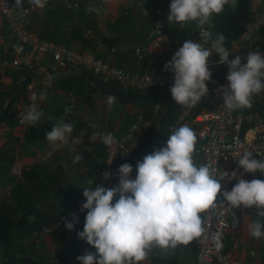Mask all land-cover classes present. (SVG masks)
Segmentation results:
<instances>
[{
	"label": "clouds",
	"instance_id": "1",
	"mask_svg": "<svg viewBox=\"0 0 264 264\" xmlns=\"http://www.w3.org/2000/svg\"><path fill=\"white\" fill-rule=\"evenodd\" d=\"M229 2L171 0L167 20L181 28L188 22L202 27ZM30 3L44 7V0H30ZM231 3L234 5L235 0ZM15 4L23 6L22 0H15ZM204 39L207 41L211 37L206 35ZM225 39L222 33H217L210 48L192 39L184 40L178 47L164 66L174 74L170 92L176 103L191 109L208 93L206 82L212 76L208 62L213 53L219 56L218 64L228 67L226 79L229 83L222 86V95L223 104L229 110L250 107L253 95L264 91V54L250 52L246 58L236 55L229 59L231 51L224 46ZM242 59L246 62L242 63ZM31 99L30 108L19 115L20 122L30 127L43 115L36 95ZM108 102L114 103V98L109 97ZM73 129L72 122L61 120L46 133V140L52 144L67 143ZM95 139L92 135L91 140ZM102 142L111 147L115 143L114 135L105 133ZM196 144L197 134L188 124H183L171 132L163 147L154 149L137 162L135 179L130 178L132 164L126 162L117 169L115 186L83 188L86 201L81 211H87L83 230L77 235L96 251L86 250L78 256L80 264H141L155 249L167 252L179 245H188L205 232L201 214L224 201L233 209L255 206L259 209L258 215L264 216V179L249 181L243 178V173L264 175V159L253 158L250 152L242 155L237 161L243 173L236 178L238 182L231 190L222 191L220 179L213 175L209 166L196 163ZM82 159V154H76L73 163ZM110 175L106 173L105 178ZM218 195L223 197L219 203ZM238 222L233 213V226ZM76 223L79 219L73 213L71 221L65 220V228L72 231ZM248 231L254 238L264 237V223L253 221L248 224ZM213 240L216 250L220 251L222 237L216 235Z\"/></svg>",
	"mask_w": 264,
	"mask_h": 264
},
{
	"label": "crops",
	"instance_id": "2",
	"mask_svg": "<svg viewBox=\"0 0 264 264\" xmlns=\"http://www.w3.org/2000/svg\"><path fill=\"white\" fill-rule=\"evenodd\" d=\"M147 1L44 0V7L36 6L37 10L28 19L27 27L31 34L39 39L54 41L76 51L92 53L97 58L123 69L134 72H161L165 71L164 66L169 61L168 55H155L147 50L143 58H139L135 55L134 48L136 46L147 47L151 29L159 20H164L166 31L168 29L171 35L175 29L194 31L197 28L195 27V22H188L184 28H181L179 24L170 23L167 20V16L161 19L156 12L145 15V10H148V8L145 9ZM238 1L235 0L234 8ZM247 1L248 5L245 7L250 8V19L246 24L243 20L239 21L245 27L259 13L264 11V0ZM151 2L157 5L154 8L170 10V0H153ZM240 36L228 43V49L231 51L233 58L236 55L246 58L250 52L264 54V28L256 41L259 49H255L252 45L245 43ZM199 37L193 41L199 42ZM187 38L188 36L185 35L182 39L186 40ZM226 42H224L225 47ZM206 46L211 47L209 40L206 41ZM112 47H126L128 52L113 53L111 51ZM0 49L8 56L22 54L28 49L19 44L8 24L1 17ZM41 58L54 71L56 83L47 94L46 99L48 101L44 105V108L49 107L47 113L44 114V110H42L43 115L40 121L31 127L27 124L22 126L18 123L16 110L23 102L32 103L31 97L33 94L37 97V106L42 104L43 87L39 72L34 69L23 71L20 68L3 69L0 67V147L5 145V150L9 154L14 155V165H20L22 171L32 172V167L39 164L41 170L54 174L55 182H57L56 179L60 178L61 183L64 185H67L71 180L88 185L90 179H96L99 172L98 169L95 170L94 174H91L84 160L73 163V158L80 152L94 153L98 151L99 153H105L97 149V145L102 141L98 139L91 140V137L87 136L79 145L69 146L47 161H42L40 154L49 142L46 140V133L48 132L45 129L46 122L48 120L53 121L54 124L61 120L72 122L74 129L71 134H76L82 130H111L122 134L129 127V123L124 118V112L136 115L139 112H143L145 107L135 105V102L124 104L118 97L102 94L98 85L89 79L87 75L83 74V70L80 67L72 66L63 61H54L51 55H42ZM218 60V54L213 53L209 59L211 63L210 69H212V73L222 78L226 68L224 64H218ZM244 62L246 60L242 59V63ZM109 83L112 86L121 88L114 82ZM94 87H97V93L91 91ZM125 90L138 92L130 88ZM70 94H72V98ZM109 97L114 98V103L109 104ZM71 103L75 104L76 109L73 117L68 119L66 114ZM41 120L43 125L38 127L37 125ZM33 129H35L34 141L28 143L27 139L32 140ZM73 148L75 151H71ZM194 157L198 165L202 164L196 152ZM86 159L90 160L91 158L87 156ZM259 159H264V157ZM38 173H40V170ZM136 175L135 168L130 174V178L135 179ZM254 178L264 179V175L259 172L255 174L249 173L246 180L250 181ZM86 179L88 180L83 181ZM21 181H23L22 193H34L28 181L23 178ZM14 200L15 196L11 191V187L0 184V202L5 204L12 212L17 209L13 205ZM235 217L239 222L222 238L223 248L221 250L229 254L233 259L239 260L241 264H264V237L254 238L248 231L249 223L257 220L264 223V217L254 216L241 210H236ZM40 232H35L28 240L36 242V246H33L32 250L34 251V257L47 258L55 264H80L70 259L58 261L52 248V236L50 234L42 236ZM60 238L61 236L57 240ZM84 242L86 240L82 243L83 251L81 252L85 253L86 250L96 251L93 246H89L87 242V244H84ZM5 249L4 245L0 246V260L2 261L5 260ZM195 263V249L186 248L185 245H179L177 248L170 249L167 252L162 249H155L148 260L141 262V264Z\"/></svg>",
	"mask_w": 264,
	"mask_h": 264
},
{
	"label": "built area",
	"instance_id": "3",
	"mask_svg": "<svg viewBox=\"0 0 264 264\" xmlns=\"http://www.w3.org/2000/svg\"><path fill=\"white\" fill-rule=\"evenodd\" d=\"M22 3V7H17L14 0H0V17L6 21L19 44L28 48L26 52L15 56L5 55L0 49V67L3 69L20 68L23 71L37 70L43 87L42 104L47 100V94L56 83V75L50 66L42 60V55H51L54 61H63L72 66L80 67L95 76H101L106 81L118 84L123 89L130 88L138 92H148L166 90L173 85L174 74L171 70L152 73L134 72L112 65L103 59L97 58L92 53L76 51L57 42L35 37L29 31L27 22L30 16L36 12V5L30 3V0H22ZM169 11L163 8H151L145 10V15L156 12L162 19V17L168 16ZM210 26L211 18L204 26H198L199 42L203 43L205 47H207L205 36H211ZM263 28L264 11L246 25L240 38L255 49H259L256 41L259 39ZM147 50L155 55H168L169 60L178 50L166 31L164 20H159L151 29L147 47L136 46L134 53L139 58H143ZM111 51L113 53H127L128 49L126 47H112ZM229 59H233L231 53ZM208 63L210 67L211 63ZM224 66L226 70L222 78L212 73L211 80L206 82L209 91L202 97L203 102L200 103L203 107L201 110L195 113V107L188 109L183 106L178 110L175 120L167 126L168 136L175 128L183 124H188L195 131L197 134L196 154L201 159L202 164L208 165L213 175L220 179L222 191L231 190L234 184L238 182L236 178H239L240 173H243V169L240 168L237 160L242 155L250 152L253 158L264 157V114L257 115L240 109L229 110L223 104V87H226L229 83L226 79L228 67L225 64ZM70 97L72 98V94H70ZM263 102L264 91H261L259 94L253 95L251 106L258 107ZM31 104L23 102L16 110V119L22 126L25 123L20 122L19 115L24 114ZM41 105L38 107L40 108ZM167 108L168 102L159 100L152 107L149 118L143 112L137 113L135 120L122 134L111 130H82L76 134H71L67 143L57 142L52 144L48 142L46 148L40 154V159L47 161L65 148L79 145L87 136L95 135L96 139L102 141L103 135L111 132L114 135L115 143L111 147L107 146V157L104 166L99 170L95 180L90 179L88 181V186H92L93 190L97 185L109 188L115 186L118 183L117 169L126 162L132 164L134 168L133 156L135 152L154 123L160 120V114L166 111ZM75 109V104L71 103L66 114L68 119L73 117ZM167 138L161 147L165 145ZM13 172L20 176L22 174L21 166L15 164ZM106 173H110V177L105 178ZM248 174L243 173V178L246 179ZM115 199H118V196L114 198L113 203ZM220 200H223L222 195H218V203ZM85 201L86 198L82 194L75 208L63 213L56 222L44 226L40 235L46 236L53 233L65 224V220H72L73 213L78 217L86 212V210L81 211V206ZM236 210L264 217L258 215L259 209L255 206L247 208L241 206L239 209H233L227 205V201H224V204H217L214 208L202 213L201 215L205 221V232L201 237L193 240L197 247L195 264H241L239 260L233 259L222 250L217 251L213 240L216 235L224 238L232 229L233 213L236 214ZM84 244L87 243L84 242Z\"/></svg>",
	"mask_w": 264,
	"mask_h": 264
},
{
	"label": "trees",
	"instance_id": "4",
	"mask_svg": "<svg viewBox=\"0 0 264 264\" xmlns=\"http://www.w3.org/2000/svg\"><path fill=\"white\" fill-rule=\"evenodd\" d=\"M151 1L153 0H148L146 2L145 9L157 7V5L153 4ZM246 5H248L247 0H239L234 8V5L230 0L229 4L225 5L224 10L221 13L213 14L211 17V39L209 42L216 39L217 33H222L226 38V48H228V43L240 36L245 30V25H242L239 21L243 20L246 24L250 19V8L245 7ZM195 27L197 29L194 31H181L175 29L172 35L168 29L167 32L175 47L178 49V47L182 46L181 43L184 41L182 38L185 35L188 36L187 39L192 40L199 37L198 25L195 24ZM210 70L213 72L212 69ZM97 90V87L91 89L92 92L96 93ZM47 101L48 100H46L40 107V109L44 110V114L47 113L49 109V107L44 108ZM158 101L159 100L155 99L146 101L140 100L134 104L144 106L145 110L143 113L149 118L152 107ZM202 107V104L199 102V104L195 106L194 112H199ZM165 112L166 111H163L160 114V120L165 115ZM263 114L264 111L257 113V115ZM177 115L178 111L168 119L165 126L160 131V120L154 123L153 127L150 129L133 156V169L136 168L138 161L143 160L145 155L150 154L154 149L161 147L162 143L168 136L167 126L175 120ZM124 118L130 125L135 120V114H129L125 111ZM40 125H43L42 120L37 126L39 127ZM53 126V121L48 120L45 129L50 131ZM34 131L35 129H33L32 132V140L27 139L28 143L34 141ZM97 149H100L105 153H99L98 151H95L94 153L80 152L83 156L82 160L85 161L88 171L91 174H94L96 169L99 171L104 166L107 157L106 145H104L103 142H100L97 145ZM87 156L91 159H86ZM14 163V155L9 154L5 150V145L0 147V184L11 187V191L15 196L13 205L17 208L14 210L15 212H12L5 204L0 202V246L4 245V248H6L4 250V259L7 260H0V264H55L47 258L43 259L34 257V251L32 250L33 246H36V242L28 240L35 232H40L44 226L56 222L63 213L73 209L76 206L77 200L83 194V188L90 186L78 183L75 180H71L67 185H64L61 183L62 181L60 178L56 179L57 182H55V179L53 178L54 174L41 170L39 164L32 167V172L22 171V174L18 176V174H15L12 171ZM39 170L40 173H38ZM22 178L30 183L34 193H22ZM87 180L88 179L83 181ZM85 216L86 212L78 216L79 223L74 225L72 231L67 230L64 224L50 234L52 236L53 250L62 246L69 236L77 234L79 231L83 230ZM60 236L61 238L57 240ZM56 240L57 242H55ZM83 241L85 240L80 239L77 235L73 243L74 248L83 251ZM185 247L195 249V255H197V247L194 241L185 245Z\"/></svg>",
	"mask_w": 264,
	"mask_h": 264
},
{
	"label": "water",
	"instance_id": "5",
	"mask_svg": "<svg viewBox=\"0 0 264 264\" xmlns=\"http://www.w3.org/2000/svg\"><path fill=\"white\" fill-rule=\"evenodd\" d=\"M80 69L83 70L82 68ZM82 72L83 74L87 75L89 79L93 80L98 85L99 90L102 94H107L110 96L118 97L119 100L123 102L124 104H130V103H134L140 100L146 101L150 99L167 101L168 108L165 112V115L159 122V131L165 126L168 119L172 115H174L180 108L183 107V105H179L173 100L171 96L170 88L166 90H154V91H148V92H130L125 89L112 86L108 81L103 79L101 76H95L94 74L86 70H83ZM200 102H203V100L201 99ZM240 110L257 114V113L264 111V102L258 107H252V106L247 107L246 106V107L240 108ZM76 237H77V234L71 235L65 241L63 246L54 250V256L58 261H61L63 259H70V260L79 262L77 260V257L85 253L78 251L74 248L73 241Z\"/></svg>",
	"mask_w": 264,
	"mask_h": 264
},
{
	"label": "rangeland",
	"instance_id": "6",
	"mask_svg": "<svg viewBox=\"0 0 264 264\" xmlns=\"http://www.w3.org/2000/svg\"><path fill=\"white\" fill-rule=\"evenodd\" d=\"M137 173V172H136Z\"/></svg>",
	"mask_w": 264,
	"mask_h": 264
}]
</instances>
